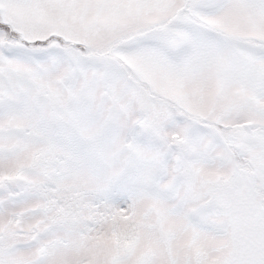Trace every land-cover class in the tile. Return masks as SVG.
<instances>
[{
	"label": "snow or ice",
	"instance_id": "obj_1",
	"mask_svg": "<svg viewBox=\"0 0 264 264\" xmlns=\"http://www.w3.org/2000/svg\"><path fill=\"white\" fill-rule=\"evenodd\" d=\"M0 264H264V0H0Z\"/></svg>",
	"mask_w": 264,
	"mask_h": 264
}]
</instances>
